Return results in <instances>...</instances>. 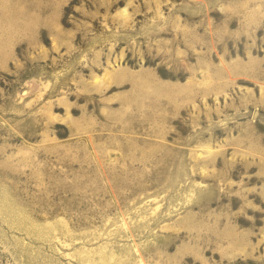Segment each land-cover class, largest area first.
Instances as JSON below:
<instances>
[{
  "label": "rangeland",
  "instance_id": "rangeland-1",
  "mask_svg": "<svg viewBox=\"0 0 264 264\" xmlns=\"http://www.w3.org/2000/svg\"><path fill=\"white\" fill-rule=\"evenodd\" d=\"M0 264H264V0H0Z\"/></svg>",
  "mask_w": 264,
  "mask_h": 264
}]
</instances>
